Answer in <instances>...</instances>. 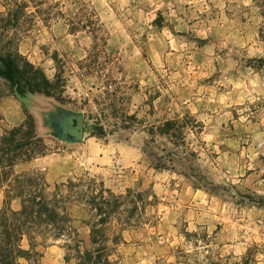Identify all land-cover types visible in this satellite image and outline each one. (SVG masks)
<instances>
[{
	"label": "rangeland",
	"instance_id": "rangeland-1",
	"mask_svg": "<svg viewBox=\"0 0 264 264\" xmlns=\"http://www.w3.org/2000/svg\"><path fill=\"white\" fill-rule=\"evenodd\" d=\"M0 48L63 84L55 99L16 94L0 77V136L30 113L45 143L16 171L43 173L49 193L95 180L150 201L115 264H264V0H0ZM55 105L84 112L83 143L52 135L44 114ZM185 114L200 123L186 135L195 172L187 160L155 168L151 152L171 144L151 128ZM70 210L91 248L85 209ZM68 242L40 245L41 264H77Z\"/></svg>",
	"mask_w": 264,
	"mask_h": 264
},
{
	"label": "trees",
	"instance_id": "trees-1",
	"mask_svg": "<svg viewBox=\"0 0 264 264\" xmlns=\"http://www.w3.org/2000/svg\"><path fill=\"white\" fill-rule=\"evenodd\" d=\"M69 23L73 30L78 28V13L69 18ZM0 77L19 95L42 93L59 99L63 91L59 77L50 79L18 48H0ZM199 125L190 114L169 117L154 125L150 130L152 141L159 135L171 144L163 148L164 155L151 152L158 160L154 167L167 168V161L187 160L189 168L195 172L196 151L186 145V135L188 129ZM94 134H104L103 126L97 125ZM42 154H45V143L36 132L35 119L30 113L21 124L6 129L0 136V192L5 193L0 208V264H41L43 251L38 247L65 237L69 241L67 249L77 253V264H115L111 257L124 241L122 232L137 224L135 216H139V211L150 201H145L143 191L128 189L126 193H115L95 180L71 179L56 184L55 191L49 193L43 173L15 169L20 163H30ZM16 198L21 200L18 209L12 207ZM73 205L83 207L88 216L83 222L90 228L91 248L82 250L81 240L75 238L78 230L70 210ZM114 222L121 227L111 236ZM24 240L28 242L27 247Z\"/></svg>",
	"mask_w": 264,
	"mask_h": 264
},
{
	"label": "water",
	"instance_id": "water-1",
	"mask_svg": "<svg viewBox=\"0 0 264 264\" xmlns=\"http://www.w3.org/2000/svg\"><path fill=\"white\" fill-rule=\"evenodd\" d=\"M44 122L52 129V135L62 141L83 143L85 139V114L60 105L44 114Z\"/></svg>",
	"mask_w": 264,
	"mask_h": 264
}]
</instances>
